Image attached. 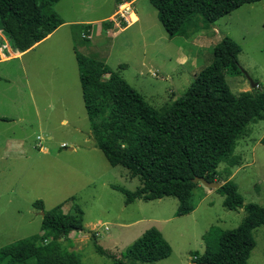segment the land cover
Segmentation results:
<instances>
[{"label": "rangeland", "instance_id": "obj_1", "mask_svg": "<svg viewBox=\"0 0 264 264\" xmlns=\"http://www.w3.org/2000/svg\"><path fill=\"white\" fill-rule=\"evenodd\" d=\"M117 1L59 0L54 8L61 18L101 19L91 25L90 38L81 36V25L64 27L40 45L0 61V247L41 234L42 211L58 208L78 215L80 209L83 230L90 234L74 231L60 242L83 264H113L112 258L96 252L95 242L125 264H194V253L206 248L204 235L214 227H236L244 209L226 208L223 196L200 182L193 191L195 208L187 214H175L178 200L174 196L136 198L125 204V194L114 186L135 190L142 179L122 165H110L94 145L74 49L106 63L151 106L161 108L189 87L197 72L212 61V46L228 36L241 47L242 69L237 75H226L230 89L234 93L261 90L264 0L245 3L212 23L192 16L182 33L170 38L148 0H124L132 2L137 21L123 30L112 25L108 17ZM100 24L108 28L103 37L97 35ZM63 33L66 40L70 38L68 44ZM193 38L194 45L188 44ZM0 42L15 53L1 30ZM249 79L258 85L251 87ZM160 131L136 151L138 157L145 158V153L149 162L166 156L174 140ZM263 134L264 119L250 123L230 160L217 167L219 179H232L245 203L264 205ZM160 140L165 142L160 145ZM38 142L45 152L39 150ZM146 147L158 150L153 155L146 153ZM38 199L43 209L33 206ZM151 226L171 245L170 255L154 262L124 257L126 246ZM253 237L248 264H264V225L253 230Z\"/></svg>", "mask_w": 264, "mask_h": 264}, {"label": "trees", "instance_id": "obj_2", "mask_svg": "<svg viewBox=\"0 0 264 264\" xmlns=\"http://www.w3.org/2000/svg\"><path fill=\"white\" fill-rule=\"evenodd\" d=\"M58 1L0 0V30L15 51L29 49L63 22L54 8ZM123 1L118 0L117 4ZM148 1L155 7L167 35L173 37L182 33L192 16L200 15L212 23L245 3L260 0ZM240 51L238 43L228 36L222 37L212 46V61L197 72L189 87L168 105L155 108L106 63L74 49L94 145L110 165H122L142 179L135 190L114 186L125 194V204L136 198L174 196L178 200L175 214H187L195 208L193 191L198 183L193 178L204 177L221 183L215 189L223 196L226 208L244 209L236 227H214L204 235L206 248L202 253H194V264H248L255 245L253 230L264 225V205L245 203L237 184L232 179L221 181L217 170L219 163L230 160L248 125L264 119V88L234 93L226 81L227 74L242 72ZM100 115L103 117L99 118ZM159 131L173 139L174 144L168 146L166 156L146 162L147 154L141 159L136 151ZM260 143L264 145V134ZM154 149L157 147L150 154H156ZM33 206L43 209L42 200H35ZM77 211L78 215L62 213L58 208L44 211L42 233L0 247V264H83L60 242L71 231L84 229L82 210ZM49 237L48 243L37 245ZM94 246L96 252L112 258L113 264H125L97 242ZM171 249L161 231L151 226L126 246L123 256L154 262L168 257Z\"/></svg>", "mask_w": 264, "mask_h": 264}, {"label": "crops", "instance_id": "obj_3", "mask_svg": "<svg viewBox=\"0 0 264 264\" xmlns=\"http://www.w3.org/2000/svg\"><path fill=\"white\" fill-rule=\"evenodd\" d=\"M117 4V3H116ZM116 7H117V5L115 6V8H114V11L116 10ZM114 11H113V13H114ZM112 13V14H113ZM111 14V15H112ZM110 15V16H111ZM109 18V17H108ZM62 20H63V22L56 28V29H54L51 33H49L45 38H43L41 41H39V42H37L36 44H34L33 46H31V48L32 47H35V46H37V45H40L42 42H44V41H47L48 39H50L52 36H54L56 33H58L62 28H64V27H73V26H75V25H81V28H80V30H79V32H81L80 34H81V36H83L82 35V32L84 31V36L83 37H86L87 36V38H90L89 36L91 35V32H92V27H91V25L93 24V23H97V22H100V20L101 19H64V18H62ZM113 25V24H112ZM125 28H127V27H125ZM125 28H123V29H125ZM66 29V28H65ZM123 29H121V30H123ZM97 32H98V36H101V37H103L104 36V34H107V32H108V28H107V26H105L104 24H100V26H99V29L97 30ZM63 35V37H64V43H66V44H68V41L70 40V38L68 39V40H66L65 38H66V34L65 33H63L62 34ZM69 36H70V34H68ZM77 34H74V36H76ZM71 36H72V32H71ZM74 36H73V38H74ZM169 37V36H168ZM72 38V37H71ZM170 38V37H169ZM194 40H196V38H193L192 39V42H188V44L189 43H192L193 45H194ZM70 44V43H69ZM194 47V46H193ZM198 47H200V46H198ZM73 48V47H72ZM75 48V47H74ZM73 48V49H74ZM30 49V48H29ZM28 50V49H27ZM26 51V50H25ZM25 51H15V53H12L11 51H9V52H11L10 54L11 55H4V54H6V53H0V61H2V60H6V59H8V58H10V57H14V56H19V55H21L22 53H24ZM73 55H74V57H75V53H73ZM184 59V58H183ZM104 78H106L107 77V75H104L103 76ZM62 122H66V120L65 119H63L62 120ZM37 139H39L38 137H37ZM40 140V139H39ZM37 145L39 146V150H41L42 152H45L46 151V149L45 148H42V145L38 142L37 143ZM70 149H73L72 147H70ZM72 232H74V231H71L70 233H69V235H68V237H71V233Z\"/></svg>", "mask_w": 264, "mask_h": 264}, {"label": "built area", "instance_id": "obj_4", "mask_svg": "<svg viewBox=\"0 0 264 264\" xmlns=\"http://www.w3.org/2000/svg\"><path fill=\"white\" fill-rule=\"evenodd\" d=\"M108 19L114 26L118 27L119 29H123L134 24L137 21V16L135 14L132 2L123 1L117 4L116 10L111 16H109ZM82 35L84 36V31L82 32ZM9 51L10 50L8 45L4 44V42H0V53H7ZM38 138L41 139V136H38ZM65 145V143L61 144V146ZM105 229H107L106 226Z\"/></svg>", "mask_w": 264, "mask_h": 264}, {"label": "water", "instance_id": "obj_5", "mask_svg": "<svg viewBox=\"0 0 264 264\" xmlns=\"http://www.w3.org/2000/svg\"><path fill=\"white\" fill-rule=\"evenodd\" d=\"M250 80V83H251V87H256L258 85L257 81H252L251 79ZM193 182L195 183H198L200 182L201 184H203L204 186L206 187H210V188H217L221 185L220 182L218 181H208L206 180L204 177H194L193 178ZM42 214H43V211H42ZM80 232H83V233H86V234H90L89 231H84L83 229L80 230Z\"/></svg>", "mask_w": 264, "mask_h": 264}]
</instances>
